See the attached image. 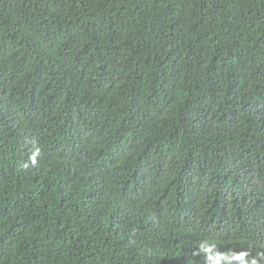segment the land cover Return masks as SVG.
<instances>
[{
    "label": "trees",
    "instance_id": "16d2710c",
    "mask_svg": "<svg viewBox=\"0 0 264 264\" xmlns=\"http://www.w3.org/2000/svg\"><path fill=\"white\" fill-rule=\"evenodd\" d=\"M205 241L264 264V0H0V264Z\"/></svg>",
    "mask_w": 264,
    "mask_h": 264
},
{
    "label": "clouds",
    "instance_id": "9594fccd",
    "mask_svg": "<svg viewBox=\"0 0 264 264\" xmlns=\"http://www.w3.org/2000/svg\"><path fill=\"white\" fill-rule=\"evenodd\" d=\"M33 144L34 151L32 152L29 161L23 167H35L37 165V157L40 155V148L35 138L30 141ZM203 254L204 264H259L257 258H250V253L247 251L219 253L215 251V245L208 242H201L194 255ZM259 257L264 258V253H259Z\"/></svg>",
    "mask_w": 264,
    "mask_h": 264
}]
</instances>
